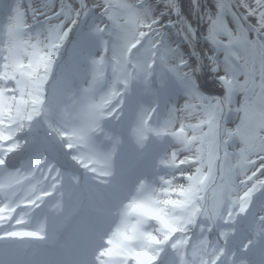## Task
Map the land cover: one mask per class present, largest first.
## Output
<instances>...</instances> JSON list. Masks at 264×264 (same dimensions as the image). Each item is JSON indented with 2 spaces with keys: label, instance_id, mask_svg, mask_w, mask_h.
Wrapping results in <instances>:
<instances>
[{
  "label": "clouds",
  "instance_id": "1",
  "mask_svg": "<svg viewBox=\"0 0 264 264\" xmlns=\"http://www.w3.org/2000/svg\"><path fill=\"white\" fill-rule=\"evenodd\" d=\"M52 7L50 16L46 15L43 21H33L25 33V39L38 41L44 52L41 71L34 75L32 81L23 82L25 87L31 89V106L26 113L29 128L17 142L23 143L26 149L33 132L45 139L62 141L70 130L80 126L78 116L85 103L98 106L102 117L99 127L105 138L123 148L121 129L125 126H140L148 120L154 122L150 126H156L164 119H172L175 106H162V94L170 90L180 91V78L190 77L199 85V79L204 75L202 59L198 57V64L194 67L181 45L177 43L175 49L171 48L172 43H175L172 32L163 28L161 23V13L167 11L171 15V8L149 5L152 11L148 14L143 11V4L139 8L128 5L125 12L118 14L112 9L109 0H81L76 15L67 17L62 16L55 5ZM129 12H135L138 25L144 27L130 26ZM157 28H163V43L161 31H156ZM162 50H168L169 54L162 56ZM214 54H218L216 48L211 53H205L207 57ZM225 55L236 60L238 53L228 49ZM231 60L228 61L229 66ZM100 61L127 64L138 68L139 72L131 78L124 73L114 74L107 87L92 90L86 85L91 84L89 77ZM261 63L264 66V55ZM209 72L208 79L211 81L215 77L223 87H227L224 83L226 77L233 80L231 73L223 69L213 71L209 66ZM122 80L127 81L124 88L119 87ZM226 95H229L228 91ZM256 96H250V100L254 99L255 105H260L256 116L260 127L264 129V99ZM240 109L243 110L234 109L240 113L236 129L248 118L243 104ZM175 112L181 113L175 115V119L182 123V106L175 108ZM165 143L167 147L164 154L153 162L152 180L147 175L135 174L123 180L118 199L111 207L108 220L100 226L98 241L85 264H99L100 257L107 251L120 224L121 211L130 206L131 201L142 199L148 193L158 196L170 192L182 199L163 200L165 205L171 204V207H164L156 213L165 218L163 231L155 234L154 230L159 225L154 222L149 223L145 231L153 230L151 240L157 245H167L166 251L176 257V264H180L184 253L177 247L173 250L170 241H179L178 244L183 242L192 248L205 250L196 264H216L221 256L224 257L221 264H264V234L249 228L252 221L264 228V185L258 182L264 180V174L254 176L264 169V159H261V155H264V134L259 135L258 151L248 156L246 167H241L239 163V150L243 147L241 142L239 150H235L234 141V151L226 152L219 163L212 154L205 156L200 144L193 143L186 148L172 140ZM134 146L137 151L147 152L150 144ZM61 147L68 159L80 163L75 154L69 151L72 147L70 144L61 143ZM115 155L119 156V150ZM169 156L171 159L179 157L180 164L187 162L186 168L173 173L174 176H183L186 183L178 181L170 186L168 181L158 183L162 181L157 171L160 161ZM3 163L0 160V164ZM107 175L110 179L101 184L110 190L117 176L115 161ZM249 176L254 179L249 180ZM85 179L88 177L85 176ZM19 199L16 197L3 203L14 207ZM137 210V206H132L133 212ZM22 212L10 216L7 223L0 227V264H38L37 249L45 244V239L30 240L16 236L18 232L38 230L31 222H21ZM209 234L213 235V241H209ZM230 241L234 242L231 249L228 247ZM209 247L211 251H207ZM158 261L163 264L159 253L153 256L154 264H158ZM188 264H193V261H188Z\"/></svg>",
  "mask_w": 264,
  "mask_h": 264
},
{
  "label": "rangeland",
  "instance_id": "2",
  "mask_svg": "<svg viewBox=\"0 0 264 264\" xmlns=\"http://www.w3.org/2000/svg\"><path fill=\"white\" fill-rule=\"evenodd\" d=\"M178 2L179 0H109L112 9L118 14L125 12L128 5H135L136 8H139L143 4L145 5L143 11L151 14L152 8L149 5H158L167 9L166 5L178 4ZM195 2L197 20L199 21L202 12L207 17H209V13L213 17L216 15L217 2L223 3L225 6H231L232 4L234 6V8L231 6L232 10L239 15L244 12V8L240 7L242 3L254 4L255 0H195ZM80 3L81 0H75L73 16L76 15V8L79 7ZM53 5L60 10L62 16L69 17L65 0H0V49L3 51V55L0 56V113H2V116H0V160L7 163L14 161L25 152H29L32 145L39 143L40 146L49 147L50 151L61 159L62 165L69 163L70 169L73 170L57 169L51 163L49 157H46L44 151L41 150L38 155L30 159H24L26 161L32 159L39 161L40 164L36 172L35 170L26 172L28 168L17 172L21 167L19 164L20 159L16 160L17 166H12L9 169L3 167L0 171V220L6 224L10 216L23 210L20 216L21 222H31L38 230L18 232L16 236L30 240H38L43 237L45 244L42 247L45 252L48 251L46 246L56 245L55 239L60 238V236L53 233L58 229H63L64 225H69V221L73 216L79 213L84 215L80 221L76 222L78 226L70 235V241L74 239L78 242L83 237L85 241L87 238L98 239L99 230L96 229V226L100 227L108 220L111 207L121 192L123 180L137 171H145L147 167L152 166L155 159L164 154L167 147L165 141L172 140L183 144L186 148L191 147L193 143L200 144L204 150V155L212 154L216 160L218 157L222 159L226 152L232 153L234 151L233 136L228 135V130L232 129L227 119L232 112V105L235 101L237 82L240 88L239 81L235 80H228L227 87L221 86L215 77L210 81L208 79L210 64L208 57L205 55L203 61L205 65L204 75L199 79V91L203 99L193 98L190 103L194 106L184 108L186 97L182 91L170 90L162 94V106H175L173 118L164 119L156 126H150L153 125V120H148L140 126H125L120 130L121 136L123 133L127 135L126 138L122 136L123 148L118 143L105 138L104 132L99 127L102 117L98 106L85 103L78 116L80 126L70 130L69 135L63 137L62 141L45 139L36 136V133L33 132V137L29 139V146L26 149L23 143L17 142L18 138H23V134L29 128L26 113L31 106L29 95L31 89L25 87L23 82L32 81L34 75L41 71L44 52L38 41L26 40L25 33L28 31L29 24H32L33 21H43L46 15L50 16ZM6 7L9 9L3 14ZM81 14H83V10H81ZM163 14V20L161 21L163 28H166L165 26L169 20L174 24V28H168L172 32L175 41V43H172L171 48L175 49L177 43L181 45L183 52L187 57H190V62L195 67L197 65L195 57L188 52L190 50L187 51L183 46H187V44L184 39L183 24L180 17L173 13L169 15L167 11ZM249 19L251 23H256L251 17ZM128 22L133 27H144L138 25L135 12H129ZM233 25L237 32L236 25ZM1 28H3L2 31ZM163 28H157L156 31H163ZM219 35H222L223 38L221 39ZM238 35L243 38L242 32ZM249 38H252L251 35ZM197 39L204 53L207 52L206 50L211 53L217 47L224 49L228 45V37L224 33L221 23H216L214 26L211 23L199 25ZM168 54V50H162L161 52L164 57ZM262 55H264L263 50L259 47L250 48V53H248L247 69L250 73V79L247 87L242 89L240 95V102L246 107L248 116L251 115L252 108L255 106L254 99L250 100L249 98L253 85H255L258 96L256 97L264 99L262 95L264 79L261 76L262 69H264L261 63ZM223 57L224 54L221 51L219 59L223 61ZM258 60L259 65L256 66ZM254 68H256V75L251 73ZM6 70L11 73V79L7 81L3 77V72ZM111 72H113L112 75ZM138 72V68H133L127 64L117 65L112 62L100 61L98 69H95L89 77L91 84L86 86L92 90H98L101 87H107L114 74L124 73L131 78ZM201 80H203L205 87L201 86ZM243 80L244 77L241 76L240 81ZM126 83L127 81H120L119 87L124 88ZM229 87L234 88V90L228 95L229 98L225 100V92L228 91ZM218 92L225 106L221 116L218 113L220 103ZM248 100H250V104H248ZM181 106L182 123L175 119V115H181V113L175 112V108H181ZM256 124L252 121L246 123L243 130L245 136L254 133L252 125ZM91 129H94V131ZM258 139L259 136L255 132L252 138L247 139L248 146L258 150ZM61 143H68L72 146L69 151L75 154L77 160L80 161L79 164L67 158ZM144 144H150L147 152L137 151L134 146ZM239 146L240 142L235 146V150H239ZM118 150L119 156L117 157L115 154ZM139 157H141V161L138 163ZM41 159L43 162H41ZM113 161H115L117 176L112 181V188L109 190L105 189L101 182L110 179L107 172L111 171ZM1 165H4V163ZM186 166L187 162L185 164L179 163V157L171 159L169 156L161 159L157 171L159 176L162 177V181H158V183L168 181L170 186L177 183L175 179L186 183L187 181L183 176L173 175L175 170L184 169ZM152 174L154 175V173ZM54 175L55 179H53ZM153 175L149 180H152ZM85 176L88 179H85ZM44 195L48 196L46 200L43 197ZM16 197H20V199L14 207H9L3 203L5 200H14ZM79 197L83 199L82 208H74V205L67 207L66 201L63 200V198L67 200L71 198L72 203H75ZM164 199L175 201L182 198L177 197L174 193L167 195L160 193L158 196L148 193L142 199L131 201V205L125 208L124 221L116 228L107 251L103 254L108 259L101 256V263L99 264H130V262L131 264H154L153 256L159 253V249L163 245L156 248L151 236L154 232L160 234L165 224V218L156 215V213L163 207H171V204L165 205L163 203ZM132 206H137L138 210L133 212ZM31 212H33L32 217L30 216ZM152 222L159 225V227L154 232L153 230L145 231L149 223ZM255 225L259 224L252 221L249 228L258 232L261 227ZM53 236L58 237L54 238ZM209 241H213V236L209 238ZM228 247L229 249L234 247V242L230 241ZM64 248L65 240L62 239L59 248L62 259H66L68 254L64 252ZM177 249L184 253L187 260L193 261V264L201 259L205 251L200 247L192 248L190 245L183 244V242L177 245ZM207 251H211V247ZM149 253H152V255ZM167 253L168 251L164 253L166 260L173 261L169 264H176V257ZM223 259L224 257L221 256L218 264H221ZM66 261L71 264L73 259L70 258ZM50 262L51 264H63V262H58L57 258L45 259V264H50Z\"/></svg>",
  "mask_w": 264,
  "mask_h": 264
},
{
  "label": "snow or ice",
  "instance_id": "3",
  "mask_svg": "<svg viewBox=\"0 0 264 264\" xmlns=\"http://www.w3.org/2000/svg\"><path fill=\"white\" fill-rule=\"evenodd\" d=\"M166 7L171 8L173 10V14L182 17L181 9L179 4L172 3L166 5ZM240 7L244 8V12L237 15L235 11L232 10L231 6H225L223 3L217 2L216 3V15L213 17L209 13V19L212 21L213 24L221 23L223 25V30L226 36L228 37V45L226 48H216V52L218 54H214L208 57L210 67L213 71H220L223 69L224 71H228L231 73L233 80L240 82L241 89L247 87V83L250 79V73L247 69V59H248V52L249 49H255L259 47L260 49H264V0H255L254 4H246L242 3ZM161 15H164L163 13ZM232 17V23L236 25L237 33H243V39L237 34L233 33L231 27L228 26L227 17ZM252 18L256 21L255 24L251 23L249 18ZM157 23H159V19H157ZM246 25V26H245ZM166 28H174V24L171 20H169L165 26ZM188 33L191 34L192 38L195 39V29L192 28L190 24L187 25ZM161 42L163 43V36L164 33L161 31ZM251 35L252 38H249ZM185 42L188 41V36H184ZM190 43V42H189ZM228 49L233 51H237L238 55L236 60H231L230 57L226 56L225 53ZM240 49L243 51L241 52ZM223 51L225 59L221 61L219 59L220 52ZM231 60V66H229L228 61ZM237 60L239 62H237ZM243 61V63H241ZM243 76L244 80L240 81V77ZM262 79H264V69H262L261 73ZM180 91H182L186 97L185 104L183 105L184 108L193 107L190 102L193 98L203 99V96L200 94L199 85L190 77H183L180 78ZM224 83L228 85L229 81L227 77L225 78ZM229 94L232 92V88H228ZM229 98L228 95L225 96V100ZM219 99V98H218ZM238 111L243 110L238 108ZM246 122H243L239 128L236 130H228V135L236 136L239 135L240 142L243 147L239 150V163L241 166L247 165L249 163L248 156L250 154L257 153L258 150L250 148L248 146V140L245 137L243 129L245 128ZM264 134V129L261 127L257 129V135ZM261 159H264V155H261ZM251 163H255L252 161ZM261 174H264V169H261L260 172L254 174L255 177H259ZM249 180H253V176L248 177ZM259 184L264 185V180H259ZM258 234H264V228H260L257 232ZM167 239V237H165ZM171 248L175 250L179 241H170ZM167 245H164L159 249V257L160 260L163 261V264H169L166 260L164 253L167 249ZM186 257L181 258L180 264H188ZM159 264V261H158ZM218 264V260L216 261Z\"/></svg>",
  "mask_w": 264,
  "mask_h": 264
},
{
  "label": "bare ground",
  "instance_id": "4",
  "mask_svg": "<svg viewBox=\"0 0 264 264\" xmlns=\"http://www.w3.org/2000/svg\"><path fill=\"white\" fill-rule=\"evenodd\" d=\"M115 3H117V2H115ZM65 4H66V10L68 11L69 17H73V14H74V8H75V7H74L75 0H74V1H68V0H65ZM231 6L234 8V6H233L232 4H231ZM7 11H8V10H7ZM196 16H197V14H196ZM187 22H188V23H191V21H187ZM199 23H200V25H201V24L211 23V25L214 26V24L212 23V21L209 19V17L206 16V14H205L204 12H202V14H201V16H200ZM227 23H228V26L232 28L233 33L238 35V33L236 32V30H235V28H234V25H233V23H232V17H231V16H228V17H227ZM183 25H184V26H183V30H184V27H186L187 24H183ZM219 37H220L221 39L223 38L222 35H221V36L219 35ZM241 39H243V38L241 37ZM13 48H14V45H13ZM248 53H250V49H249V52H248ZM263 53H264V50H263ZM258 65H259V60H258L256 66H258ZM95 69H98V63H97V65L95 66ZM95 69H94V70H95ZM112 74H113V72H111V75H112ZM3 77L5 78L6 81H7V80H10V79H11V73L8 72V71L6 70V71H4ZM239 83H240V82H239ZM241 93H242V89H241V87L239 88V84H238V82H237V84H236V94H235V97H234V98H235V103H236V104H235V105L233 106V108H232V115H231V117H230V121L228 122L232 130H236V127H235V126H236V124L239 122V115H240V113L237 112V111H234V109H238V108H240V106H241L240 99H239ZM263 103H264V102H263ZM258 106H260V105L256 103V105H255L256 111H255V112H252L251 115L248 116L247 120L245 121L246 123L249 122V121H252L253 123H254V122L257 123L256 125H252V129L254 130V133L257 132V129L260 128V124H259L258 120L256 121V119H257L256 112H257V108H258ZM243 130H244V129H243ZM255 130H256V131H255ZM254 133L246 134V136H245L246 139H250V138H252ZM234 141H236L235 146H237L238 142H240L239 135L233 136V145H234ZM131 203H132V202H131ZM75 207H76V206H75ZM163 208H164V207H163ZM123 220H124V210L121 211V220H120V224H119V226L122 224V221H123ZM119 226H118V227H119ZM0 227H1V225H0ZM118 227H117V228H118ZM97 241H98V240H96V241H92V240H90V241H89V242H90V247H91V248L87 250L88 252L84 253L83 257H84L85 259L88 258V256H89V254H90L92 248L95 247ZM91 245H92V246H91ZM159 246H160V245L155 244V247H156V248H158ZM40 249H41V247L38 246L37 254H36V258H37L39 255H40V256H44V255L48 254L47 252H44L43 250H40ZM65 252H66V250H65ZM49 254L51 255V252H49ZM102 257H103L104 259H108L107 256H102ZM36 260L38 261V264H43L42 260H40V259H38V258H37ZM99 263H101V261H99Z\"/></svg>",
  "mask_w": 264,
  "mask_h": 264
},
{
  "label": "water",
  "instance_id": "5",
  "mask_svg": "<svg viewBox=\"0 0 264 264\" xmlns=\"http://www.w3.org/2000/svg\"><path fill=\"white\" fill-rule=\"evenodd\" d=\"M182 17L180 16V20L182 24H190L193 29H195V39L192 38L191 34L188 33V27H184L183 35L188 36V41L186 42L188 47L191 49V51L195 54L198 62V57L199 59H202L204 61L203 53L197 43V35H198V29H199V22L197 20L196 16V2L195 0H179L178 2ZM187 21H191V23H188ZM184 26V25H183ZM221 111H223V106H221ZM220 161V160H219Z\"/></svg>",
  "mask_w": 264,
  "mask_h": 264
},
{
  "label": "flooded vegetation",
  "instance_id": "6",
  "mask_svg": "<svg viewBox=\"0 0 264 264\" xmlns=\"http://www.w3.org/2000/svg\"><path fill=\"white\" fill-rule=\"evenodd\" d=\"M86 2H87V1H86ZM198 22H199V21H198ZM199 25H200V23H199ZM197 43H198V45H199L198 39H197ZM252 71H253V72H251L252 75H256V68H254ZM254 89H255V87H253V88L251 89V92H252Z\"/></svg>",
  "mask_w": 264,
  "mask_h": 264
}]
</instances>
